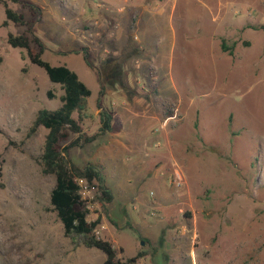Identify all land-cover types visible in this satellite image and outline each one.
Instances as JSON below:
<instances>
[{
    "label": "rangeland",
    "instance_id": "rangeland-1",
    "mask_svg": "<svg viewBox=\"0 0 264 264\" xmlns=\"http://www.w3.org/2000/svg\"><path fill=\"white\" fill-rule=\"evenodd\" d=\"M136 1L116 11L106 0H0V264L105 258L65 236L51 208L47 129L30 128L63 89L8 34L38 49L37 37L42 60L91 90L72 112L82 135L99 131L101 110L111 115V131L67 155L102 170L110 202L83 180L80 191L118 258L141 250L128 264H264V30L253 28L264 25V0ZM3 2L24 24L3 25ZM77 137L69 131L61 145Z\"/></svg>",
    "mask_w": 264,
    "mask_h": 264
},
{
    "label": "trees",
    "instance_id": "trees-1",
    "mask_svg": "<svg viewBox=\"0 0 264 264\" xmlns=\"http://www.w3.org/2000/svg\"><path fill=\"white\" fill-rule=\"evenodd\" d=\"M3 5L5 13L3 25L8 24L9 21L24 24L25 21L21 14L8 7L6 2H3ZM32 12L34 13V10ZM253 28L264 30V25L253 26ZM34 41L37 43L38 49L30 45L28 37L24 34H8L7 36L8 44L12 47L24 48L29 60L42 67L49 80L60 84L63 89L61 105L54 110L39 109L30 128V132H33L38 125L47 129L40 164L44 174H53L55 177V183L50 192L51 208L61 221L65 236L69 234L81 235L84 237L86 246L97 248L104 253L105 258L102 264L135 263L144 256L143 251L140 250L134 256L122 261L117 257V250L110 241L95 235L99 218L92 221L87 220V210L80 193L79 180L85 181L87 187L95 191L101 204L110 202L113 198L111 190L105 185L100 166L87 164L80 168L74 165L67 155L69 148L81 142L90 141L98 134L111 131V115L101 110L99 112L101 120L99 131L91 136L82 135L79 125L80 118H74L72 112L81 109L82 101L91 95V90L67 66H53L42 60L41 53L44 45L37 37H34ZM221 49L228 50L223 41ZM84 60L88 66H91L86 52H84ZM47 96H53L50 90L47 92ZM69 131L78 133V137L62 146L61 143L67 140Z\"/></svg>",
    "mask_w": 264,
    "mask_h": 264
},
{
    "label": "crops",
    "instance_id": "crops-1",
    "mask_svg": "<svg viewBox=\"0 0 264 264\" xmlns=\"http://www.w3.org/2000/svg\"><path fill=\"white\" fill-rule=\"evenodd\" d=\"M106 3H107V9H109V8L114 9L115 8L116 11H122V10H125L127 8L134 9L135 7H138V3H137V1L135 2V0H106ZM80 7H78V8H80ZM109 34L111 35L112 32H110Z\"/></svg>",
    "mask_w": 264,
    "mask_h": 264
},
{
    "label": "built area",
    "instance_id": "built-area-1",
    "mask_svg": "<svg viewBox=\"0 0 264 264\" xmlns=\"http://www.w3.org/2000/svg\"><path fill=\"white\" fill-rule=\"evenodd\" d=\"M80 193H81V191H80ZM82 196V195H81ZM86 208V207H85ZM88 220V219H87ZM89 221H92V220H89Z\"/></svg>",
    "mask_w": 264,
    "mask_h": 264
}]
</instances>
